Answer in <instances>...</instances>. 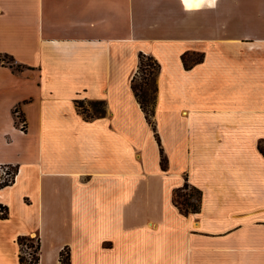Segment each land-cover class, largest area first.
<instances>
[{
    "label": "crops",
    "instance_id": "0c3cea01",
    "mask_svg": "<svg viewBox=\"0 0 264 264\" xmlns=\"http://www.w3.org/2000/svg\"><path fill=\"white\" fill-rule=\"evenodd\" d=\"M0 58V264L26 232L39 264H264V0H0Z\"/></svg>",
    "mask_w": 264,
    "mask_h": 264
},
{
    "label": "trees",
    "instance_id": "16d2710c",
    "mask_svg": "<svg viewBox=\"0 0 264 264\" xmlns=\"http://www.w3.org/2000/svg\"><path fill=\"white\" fill-rule=\"evenodd\" d=\"M6 57V56H5ZM2 59V58H0ZM199 60V59H197ZM146 61V62H145ZM185 65L187 63L185 62ZM147 67H151L153 70V73L148 72ZM160 69L159 63L152 57L144 55L143 53L139 54V65L136 74L134 75L132 79V90L143 110L145 113V117L148 120L149 124L152 126L153 130L156 131L154 121H153V114H154V106H155V99H156V76ZM143 74L142 80L143 82L141 84H136L135 81L137 77L141 76ZM149 76H154V79L149 81ZM152 88H149V87ZM80 106H83V103H79ZM91 107L93 108L94 114H103L104 113V107L103 102H92ZM86 118H90L92 116H89V114H86L85 111H82ZM21 119L23 117L21 116ZM157 137V134H156ZM158 138V137H157ZM159 142V141H158ZM259 150L264 155V148L262 146H259ZM161 165L163 168H166L167 166V158L163 154V150L161 149ZM191 189L197 193V197L195 201H192V195L189 196H182L181 198L180 193L186 189ZM174 202L179 208V210L185 214L188 215L190 213H197L200 210V202H201V192L196 189L195 187H192L188 183H185L182 187L177 189L174 193ZM0 218H6L4 215ZM24 241L23 237L19 236L17 239V242L19 245L22 244ZM39 258L38 256H35V261L38 262ZM19 261L21 264H25V258L19 253ZM59 264H70V252L67 248L63 249L60 252L59 256Z\"/></svg>",
    "mask_w": 264,
    "mask_h": 264
},
{
    "label": "rangeland",
    "instance_id": "374dc122",
    "mask_svg": "<svg viewBox=\"0 0 264 264\" xmlns=\"http://www.w3.org/2000/svg\"><path fill=\"white\" fill-rule=\"evenodd\" d=\"M3 60L5 63L11 64V60H9L7 57L3 58ZM147 69H148L147 70L148 72L151 71L150 73H153V70L151 67H147ZM142 77H143V74H141V76L137 77L135 83L141 84L143 82ZM149 77H150L149 81H150V79L151 80L154 79V76H149ZM149 88H152V87L150 86ZM17 113H18V118H20L19 112H17ZM18 125H19V123H18ZM22 129H24V128H22ZM0 193H3V191H1ZM180 195H181L180 199H183L182 196L187 197L189 195H192V201H195L196 197H197V193L195 191L189 189V188L182 191L180 193ZM0 212H2V214L0 213V217L4 215L7 218L9 216L8 205L4 204V202H2V201L0 202ZM26 223L29 224L28 222H26ZM26 228H28V227H26ZM21 236L23 237L24 241L22 242L21 245H19V248H20L19 253L25 258V261H24L25 264H39V260H38V262L35 261V256H38V258H39V250H40L39 239L37 238L36 235H32V234L27 233V232L25 234H22Z\"/></svg>",
    "mask_w": 264,
    "mask_h": 264
},
{
    "label": "built area",
    "instance_id": "2783aa9c",
    "mask_svg": "<svg viewBox=\"0 0 264 264\" xmlns=\"http://www.w3.org/2000/svg\"><path fill=\"white\" fill-rule=\"evenodd\" d=\"M18 116V113H16ZM21 128H25L23 120L18 121ZM19 169L15 165H0V190L13 185L18 177ZM2 214V212H0Z\"/></svg>",
    "mask_w": 264,
    "mask_h": 264
}]
</instances>
